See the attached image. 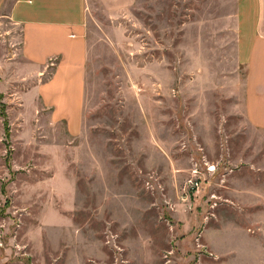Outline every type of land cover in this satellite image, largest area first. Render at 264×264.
<instances>
[{"label": "rangeland", "instance_id": "obj_1", "mask_svg": "<svg viewBox=\"0 0 264 264\" xmlns=\"http://www.w3.org/2000/svg\"><path fill=\"white\" fill-rule=\"evenodd\" d=\"M251 1L91 0L77 136L34 103L0 15V264H264Z\"/></svg>", "mask_w": 264, "mask_h": 264}, {"label": "crops", "instance_id": "obj_2", "mask_svg": "<svg viewBox=\"0 0 264 264\" xmlns=\"http://www.w3.org/2000/svg\"><path fill=\"white\" fill-rule=\"evenodd\" d=\"M100 1L132 6L135 0ZM90 2L0 0V15L4 13L8 17V23L12 25V42L15 43L16 38L19 44L13 49L16 60L27 61L35 78L42 79L28 93L35 104L47 111L53 123L63 124L74 136L79 135L83 127ZM251 5L253 10L241 8L239 11L250 15L247 21L249 33L242 41L246 55L244 112L250 124L264 128V0H252ZM13 30L18 32V37ZM52 64V73L44 78Z\"/></svg>", "mask_w": 264, "mask_h": 264}]
</instances>
